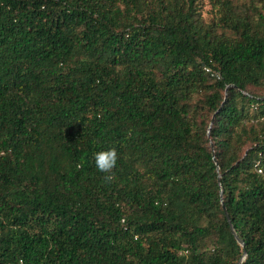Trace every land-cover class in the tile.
Here are the masks:
<instances>
[{"label": "trees", "instance_id": "obj_1", "mask_svg": "<svg viewBox=\"0 0 264 264\" xmlns=\"http://www.w3.org/2000/svg\"><path fill=\"white\" fill-rule=\"evenodd\" d=\"M263 248L264 0H0V264Z\"/></svg>", "mask_w": 264, "mask_h": 264}, {"label": "clouds", "instance_id": "obj_2", "mask_svg": "<svg viewBox=\"0 0 264 264\" xmlns=\"http://www.w3.org/2000/svg\"><path fill=\"white\" fill-rule=\"evenodd\" d=\"M117 160L118 154L115 148L99 151L94 154L95 166L100 173L105 174V181L111 182L114 179L113 169L116 167ZM19 264H23L22 259L19 261Z\"/></svg>", "mask_w": 264, "mask_h": 264}, {"label": "built area", "instance_id": "obj_3", "mask_svg": "<svg viewBox=\"0 0 264 264\" xmlns=\"http://www.w3.org/2000/svg\"><path fill=\"white\" fill-rule=\"evenodd\" d=\"M204 70V72L205 73H207L210 77H213L214 79H219V75L216 73V72H213V71H211L210 69H208V68H204L203 69ZM254 169H255V172L257 173V174H261V169H260V167H259V161H256L255 163H254ZM263 253H264V248H263Z\"/></svg>", "mask_w": 264, "mask_h": 264}, {"label": "water", "instance_id": "obj_4", "mask_svg": "<svg viewBox=\"0 0 264 264\" xmlns=\"http://www.w3.org/2000/svg\"><path fill=\"white\" fill-rule=\"evenodd\" d=\"M219 195H220V197H221V193H219ZM223 214H224V217H225V219H226V222H227V224H228V227H229V231H230V234L234 237V239L237 241V243H239L240 245H242V242L235 236V234H234V231H233V229H232V227H231V225H230V222H229V220H228V216H227V214L225 213V211H223ZM244 256V251L242 252V257ZM242 257H241V259H242ZM240 259V260H241ZM240 260L238 261V263L240 262ZM237 263V264H238Z\"/></svg>", "mask_w": 264, "mask_h": 264}]
</instances>
